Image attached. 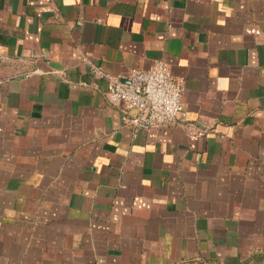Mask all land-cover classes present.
Here are the masks:
<instances>
[{"label":"crops","instance_id":"0c3cea01","mask_svg":"<svg viewBox=\"0 0 264 264\" xmlns=\"http://www.w3.org/2000/svg\"><path fill=\"white\" fill-rule=\"evenodd\" d=\"M0 264H264V0H0Z\"/></svg>","mask_w":264,"mask_h":264},{"label":"built area","instance_id":"2783aa9c","mask_svg":"<svg viewBox=\"0 0 264 264\" xmlns=\"http://www.w3.org/2000/svg\"><path fill=\"white\" fill-rule=\"evenodd\" d=\"M183 91L182 82L158 62L148 70L131 74L127 81L111 79L107 99L110 104L123 102L136 110L137 115L129 120L135 128H166L186 118Z\"/></svg>","mask_w":264,"mask_h":264}]
</instances>
